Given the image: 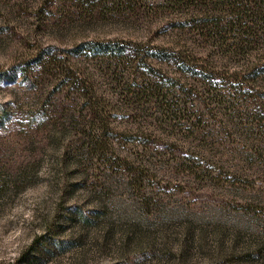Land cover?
<instances>
[{"label": "rangeland", "instance_id": "obj_1", "mask_svg": "<svg viewBox=\"0 0 264 264\" xmlns=\"http://www.w3.org/2000/svg\"><path fill=\"white\" fill-rule=\"evenodd\" d=\"M0 264H264V0H0Z\"/></svg>", "mask_w": 264, "mask_h": 264}, {"label": "trees", "instance_id": "obj_2", "mask_svg": "<svg viewBox=\"0 0 264 264\" xmlns=\"http://www.w3.org/2000/svg\"><path fill=\"white\" fill-rule=\"evenodd\" d=\"M100 49H101V50L104 49L103 51H105V52L107 51V50H105V49H106L105 47H103V48L101 47ZM92 50H94V49H92Z\"/></svg>", "mask_w": 264, "mask_h": 264}]
</instances>
